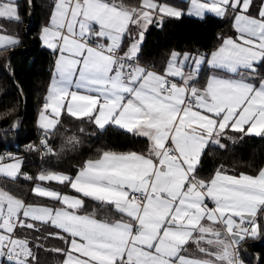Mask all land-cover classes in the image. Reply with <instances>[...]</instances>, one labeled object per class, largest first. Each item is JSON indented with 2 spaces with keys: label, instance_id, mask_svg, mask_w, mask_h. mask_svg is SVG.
Returning <instances> with one entry per match:
<instances>
[{
  "label": "snow or ice",
  "instance_id": "obj_1",
  "mask_svg": "<svg viewBox=\"0 0 264 264\" xmlns=\"http://www.w3.org/2000/svg\"><path fill=\"white\" fill-rule=\"evenodd\" d=\"M190 4L189 15L235 13L238 36L223 39L211 52L207 63L221 74L210 76L203 87L192 82L204 56L194 58L187 74V53L180 60L173 52L163 74L132 63L153 17H180L181 9L157 0H140L138 6L113 0H56L42 39L59 56L40 126L54 129L66 111L100 128L111 123L146 137L150 147L146 153L103 151L75 176L48 171L37 178L65 184L111 206L119 219L80 214L83 199L39 184L33 188L35 195L65 207L28 204L0 188V256L15 264H35L29 242L16 231L36 229L39 222L67 234L49 233L68 245L54 249L66 255L64 264H243L239 243L246 236L257 237L264 223V168L238 176L217 169L205 179L197 167L209 141L219 144L226 129L264 136V80L257 87L240 73L241 68L254 72V64L264 61V5L254 17L248 14L252 0ZM0 19H20L14 0H0ZM130 26L139 31L133 35ZM125 36L131 43L120 55ZM18 43L0 33V48ZM169 77H179L182 83ZM20 167V161L0 163V175L14 180ZM190 242L204 255H185Z\"/></svg>",
  "mask_w": 264,
  "mask_h": 264
},
{
  "label": "trees",
  "instance_id": "obj_2",
  "mask_svg": "<svg viewBox=\"0 0 264 264\" xmlns=\"http://www.w3.org/2000/svg\"><path fill=\"white\" fill-rule=\"evenodd\" d=\"M186 9L188 3L182 0H157ZM123 4L138 6L140 0H121ZM53 0H33V23L30 22L29 0H17L20 19L0 20L10 33L20 38L17 46L0 49V152L7 145H24L36 138L40 131L47 137L48 155L44 160L43 172L59 171L75 175L89 159H96L103 151L146 153L150 147L148 139L129 133L109 124L100 129L84 118L62 114L53 131H41L37 115L44 104L45 94L52 75L47 67L53 62V55L43 47L40 39L43 27L50 22ZM236 31L232 18L207 14L202 18L182 15L165 17L160 24H153L146 31L140 45L137 61L158 71H163L173 52H190L209 56L226 36ZM130 39L125 36L122 47ZM258 80H264V61L256 65ZM210 74L204 64L195 85L203 87ZM24 119L21 128L20 123ZM36 160L23 162L20 175L14 180L0 175V188L23 199L28 204L53 205L54 202L33 193L36 178L33 179ZM264 168V136L235 134L222 144H209L197 167L200 177L208 179L217 169H226L231 174L255 175ZM26 177H32L27 179ZM61 192L70 191L65 184H51ZM82 212H95L99 217L114 216L106 205L86 198ZM116 217V216H115ZM244 264H264V223L260 234L251 238L246 249H241ZM44 264V263H36Z\"/></svg>",
  "mask_w": 264,
  "mask_h": 264
},
{
  "label": "crops",
  "instance_id": "obj_3",
  "mask_svg": "<svg viewBox=\"0 0 264 264\" xmlns=\"http://www.w3.org/2000/svg\"><path fill=\"white\" fill-rule=\"evenodd\" d=\"M54 1V4H53V8H52V13H53V11H54V5H55V3H56V0H53ZM182 1H186L187 3H188V6H187V8L186 9H182V8H179V7H176V8H178V9H181L182 11H183V15H186V12L188 11V7H189V2H190V0H182ZM113 2L114 3H117V4H119V3H121V0H113ZM157 2H159V1H157ZM14 3H15V5H16V7H17V0H14ZM159 3H163V2H159ZM253 3H258L257 5L256 4H253ZM262 3H263V0H256V2L255 1H252V5L250 6V8H249V10H248V14L249 15H251V16H254V17H256V16H258V11H259V9H260V7H261V5H262ZM166 4V3H165ZM256 5V6H255ZM18 8V7H17ZM232 11L230 10L227 14H229V13H231ZM233 13V12H232ZM205 15H207V14H210L209 12H205L204 13ZM215 13H212V15H214ZM226 14V15H227ZM204 15V16H205ZM232 16V18H233V23H234V15H235V13H233V14H231ZM51 16H52V14H51ZM189 16V15H188ZM204 16H197V15H192V17H198V18H202V17H204ZM215 16H217V15H215ZM165 17H168V16H164L163 17V19L165 18ZM181 17V16H180ZM218 17H220V16H218ZM51 19V18H50ZM162 19V20H163ZM0 20H9V19H0ZM162 20L159 18V17H157V16H154L153 17V23L152 24H149L148 25V27H147V30L150 28V26H152L153 24H160L161 22H162ZM50 26V22H49V24L47 25V26H45V27H49ZM45 27H43V29L45 28ZM234 27V26H233ZM43 29H42V31H41V35H40V39H41V41H42V45H43V47L44 48H46L47 50H49V51H51L52 53H55V64H56V60L58 59V56H59V52H58V50L57 51H54L53 49H51V48H49L45 43H44V41H43V39H42V35H43ZM146 30V31H147ZM234 30H235V28H234ZM130 31H132V33H133V35H135L138 31H139V29L136 27V26H130ZM146 31H144V35H145V33H146ZM236 31V30H235ZM0 33H2V34H5V35H11V36H13L14 38H16L18 41H19V43H20V38L19 37H17V36H15V34H12V33H10L9 32V30H7V28L5 27V26H3V25H0ZM238 36V33L236 32V34L235 35H233V36H226L225 38H228V37H232V38H236ZM224 38V39H225ZM101 43H106L107 41H103V40H101L100 41ZM18 43V44H19ZM130 43H131V41H130ZM18 44H16L15 46H17ZM141 45V44H140ZM10 47H14V46H10ZM7 48H9V47H7ZM121 48H122V51L119 53L120 55H123V52L124 51H127V47H125V48H123L122 47V45H121ZM1 49V48H0ZM139 49H140V46H139ZM216 50V49H215ZM214 50V51H215ZM139 52V51H138ZM175 53H179L180 54V60H182L183 59V55L185 54V53H187L188 54V56H189V59L187 60V61H183V70H184V72L187 74L188 72H191L192 71V69L194 68V58H199V57H201V56H204V58H205V62L203 63V64H201L200 65V69H199V73H198V75H197V78L196 79H198V77H199V74H200V71H201V69H202V67H203V65L204 64H206L209 68H210V74H209V76H208V78L210 77V76H212L213 74H221L220 73V70H217V69H214V68H212L208 63H207V61L210 59V55L207 57V56H205L204 54H192V53H190V52H184V53H181V52H175ZM137 55H138V53H137ZM137 55H136V57H135V59H137ZM171 58V57H170ZM170 60V59H169ZM260 61H257L255 64H254V69H256V65L259 63ZM178 63H179V61H178ZM140 66H142V67H145V68H147V69H149V70H153V71H155V72H157V73H160V74H163L164 73V71H165V69L163 70V71H158V70H156V69H153V68H150V67H147L146 65H143V64H140V63H138ZM167 67V66H166ZM240 73H241V76H242V78H244L245 80H246V82H248V83H252V84H254L255 86H259V84H260V82L262 81V80H258V77H257V74L255 73V71L253 72V71H250V70H248V69H244V68H241L240 69ZM227 75H229V76H232L233 78H237V79H239V78H241V76H235V74H231V73H229V74H227ZM56 77V71H55V65H54V68H53V70H52V75H51V78H50V81H49V84H48V87H47V92H46V94H45V100H44V104L47 102L46 101V98H47V96H48V91H49V88H50V85H51V82H52V80L54 79ZM174 78H176V79H178L179 81H180V83H182V81H181V79L179 78V77H174ZM195 82H196V80L195 81H193L192 83H194L195 84ZM196 86V85H195ZM197 87V86H196ZM43 104V105H44ZM43 110V106L41 107V109L39 110V112H38V115H37V120H36V125H37V127L41 130V131H45L43 128H41L40 127V113H41V111ZM50 111V110H49ZM64 113H66V114H68L66 111H62V113H61V115L62 114H64ZM61 115H60V117H61ZM59 117V118H60ZM59 118H58V120H59ZM84 119H87L88 121L90 120V119H88L87 117H83ZM91 121V120H90ZM92 123H93V125H95L97 128H100L98 125H96L93 121H91ZM109 124H111V123H109ZM109 124H106L104 127H106L107 125H109ZM112 125H114V124H112ZM57 126V125H56ZM55 126V127H56ZM115 126H117V125H115ZM117 127H119V126H117ZM119 128H121V127H119ZM55 129V128H54ZM54 129H52V130H50V131H53ZM100 129H102V128H100ZM121 129H123V128H121ZM123 130H125V129H123ZM49 131V130H48ZM48 131H45V132H48ZM49 131V132H50ZM234 134H241V135H244L243 133H240V132H235V131H231L230 129H226L225 130V132L223 133V134H221L219 137H218V139H219V144L218 145H220V144H222L223 142H225V140H227V139H234L235 137H233L234 136ZM251 136H255V135H251ZM146 138V137H145ZM147 139V138H146ZM150 143V142H149ZM209 144H217V143H215V142H213V141H209V143L207 144V146L209 145ZM206 146V147H207ZM205 147V148H206ZM205 150V149H204ZM203 154V153H202ZM202 156V155H201ZM10 161V160H9ZM7 162V161H6ZM23 163V162H22ZM22 167H23V164H22ZM80 170V169H79ZM78 170V171H79ZM222 172H224L225 174H227V175H236V174H231V173H229V172H227L226 171V169H220ZM51 172H56V173H63V174H66V175H69V174H67V173H64V172H59V171H51ZM78 173V172H77ZM76 173V174H77ZM75 174V175H76ZM75 175H73V176H75ZM70 176V175H69ZM238 176V175H237ZM38 183H40V185H42V186H44L43 184H41V183H44V184H59V183H57V182H55V181H38L37 183H35L34 184V186H33V188L38 184ZM45 187V186H44ZM51 189H53V190H55V191H59V190H57V189H55V188H52L51 187ZM69 190L70 191H64V192H61V191H59L62 195H69V196H73V197H76V198H80V199H83L84 200V202H85V199L86 198H89V197H84L83 196V194L82 193H78V192H76L74 189H72L71 187H69ZM44 198H47V197H44ZM47 199H49V198H47ZM89 199H91V198H89ZM49 200H51V199H49ZM51 201H53L54 202V204L53 205H45V207H52V208H59V207H65L64 205H62L60 202H58V201H54V200H51ZM97 202V201H96ZM97 203H99L100 204V202H97ZM206 203L208 204V206L209 207H214V203L213 202H211V201H206ZM43 206V205H42ZM107 206V205H106ZM107 207H110L111 208V206H107ZM111 211H113V212H115L114 213V216H109V217H107L108 219H110V220H115V219H119L120 218V214L118 213V212H116L113 208H111ZM79 213L80 214H90V213H92V212H82L81 211V209L79 210ZM116 216V217H115ZM99 217V216H98ZM101 218H103V217H101ZM205 223H207V222H205ZM36 225H37V227H36V229H27V228H20V229H17V231H16V235H17V237H19V238H22V239H26L28 242H29V246L32 248V251L34 252V254H35V256H36V262H35V264L36 263H44V264H64V261L67 259V257H66V255L63 253V252H56V251H54V249H67V247H68V245L65 243V241H63V240H61V239H59V238H57L56 236H50L49 235V233H52V232H60V234L61 235H64V236H67V234H65V233H63L61 230H59V229H56V228H54L53 226H51V225H48V224H41V223H39V222H36ZM215 227L217 228V229H219L220 231H224V229H223V227H222V225H219V224H217V225H215ZM225 236L227 237V233H225ZM229 240L231 239V237H227ZM203 243V242H202ZM46 246V247H45ZM206 247H207V245H205ZM213 251H215V249H213ZM185 255H189V256H196V257H199V256H203L204 254H202V253H200L199 251H198V247H197V245L196 244H194V243H189V245H187L186 246V252L184 253ZM0 259H1V256H0ZM2 262V261H1ZM11 262V261H10ZM10 262H7L8 264H11Z\"/></svg>",
  "mask_w": 264,
  "mask_h": 264
},
{
  "label": "built area",
  "instance_id": "obj_4",
  "mask_svg": "<svg viewBox=\"0 0 264 264\" xmlns=\"http://www.w3.org/2000/svg\"><path fill=\"white\" fill-rule=\"evenodd\" d=\"M51 52V51H50ZM53 55V62L51 65L47 67L48 70L52 71L55 65V53H52ZM132 63H138L137 59L133 61ZM148 67V66H147ZM170 80H173L177 83H180V81L174 77H169ZM46 141V143H45ZM49 143L47 141V137L44 133L37 131L36 132V138L33 139L32 141L20 145L18 143H13L11 146L7 145L5 148L2 149L0 152V158L2 161L6 162L9 160H19L22 162L30 161V160H36L37 161V168L35 169V174L33 176L34 178H37L39 174L43 172L44 169V160L46 156L49 153ZM251 242L250 236H246L244 240H242L239 245H238V254L240 260L243 261L241 257V249H246L247 243ZM7 256H3L2 264H5L9 262ZM244 264V261H243Z\"/></svg>",
  "mask_w": 264,
  "mask_h": 264
},
{
  "label": "rangeland",
  "instance_id": "obj_5",
  "mask_svg": "<svg viewBox=\"0 0 264 264\" xmlns=\"http://www.w3.org/2000/svg\"><path fill=\"white\" fill-rule=\"evenodd\" d=\"M252 1H255L256 2V0H252ZM201 2H205V0H201ZM208 2H210V0H208ZM166 4H168V3H166ZM253 4H258V3H253ZM168 5H170V6H174V5H171V4H168ZM252 5V4H251ZM255 5V6H256ZM262 5H264V0H263V3H262ZM174 7H176V6H174ZM190 8H191V4H190V2H189V7H188V11L186 12V15H189L188 13H189V10H190ZM210 14H212L211 12H209ZM231 14H233L232 12L231 13H229V14H225L224 16H228V17H231L232 15ZM193 16L195 15V14H192ZM192 15H189V16H192ZM205 14H203L202 16H204ZM214 15H216V14H214ZM218 16V15H217ZM224 16H220V17H224ZM232 18V17H231ZM232 25L234 26V23H233V18H232ZM234 28V27H233ZM41 127V126H40ZM42 128V127H41ZM44 129V128H43ZM45 131H48V130H46V129H44ZM50 130H52V129H50ZM49 130V131H50ZM44 131V132H45ZM48 131V132H49ZM237 135V134H236ZM233 137H235V134H234V136ZM16 161H19V160H10V161H7V162H4V161H2L1 160V158H0V163H3V164H11V163H14V162H16ZM21 162V167H20V172H19V174L18 175H20V173H21V170H22V161H20ZM17 175V176H18ZM40 175V174H39ZM38 175V176H39ZM38 176H37V178H38ZM36 178V183L39 181L38 179ZM39 185H40V183H38ZM41 184H43L46 188H49V189H51V186H50V184H44V183H41ZM42 186V185H41ZM43 186V187H44ZM51 190H53V189H51ZM33 205H36V206H42V205H39V204H33ZM43 206H45V205H43ZM250 238H253V237H250ZM46 247V246H45ZM3 260V256H1V259H0V264H2V261ZM10 262V261H9ZM11 264H15V262L14 261H11L10 262ZM5 264H8V263H5Z\"/></svg>",
  "mask_w": 264,
  "mask_h": 264
},
{
  "label": "water",
  "instance_id": "obj_6",
  "mask_svg": "<svg viewBox=\"0 0 264 264\" xmlns=\"http://www.w3.org/2000/svg\"><path fill=\"white\" fill-rule=\"evenodd\" d=\"M29 4H30V7H31L30 8V22H29L27 27H30L32 25V23H33V18H32V15H33V0H29ZM24 119H25V116H24L23 120L21 121L19 128L22 127Z\"/></svg>",
  "mask_w": 264,
  "mask_h": 264
}]
</instances>
